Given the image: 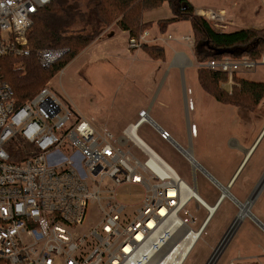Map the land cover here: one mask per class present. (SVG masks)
<instances>
[{
    "label": "built area",
    "instance_id": "obj_1",
    "mask_svg": "<svg viewBox=\"0 0 264 264\" xmlns=\"http://www.w3.org/2000/svg\"><path fill=\"white\" fill-rule=\"evenodd\" d=\"M50 2L0 0V59L31 55L26 34L33 16ZM218 14L201 9L195 13L206 20ZM148 40L145 31L137 40L129 38L127 46L140 49ZM66 51L48 48L34 54L47 69ZM255 65L248 58L224 57L199 67L227 73L222 86L230 92L233 73ZM145 115L138 113L135 123L114 136L105 128L96 129L47 86L17 104L0 75V264H158L165 254L155 261L153 257L172 238L166 254L174 244L179 247L184 228L189 235L201 234L202 224L195 231L189 227L195 218L187 206L197 199L183 190L192 187L135 141L131 129L137 133L141 124L151 123ZM156 131L161 140L171 139L160 127ZM123 184L143 191L132 212L116 201V188ZM94 209L98 221L83 228Z\"/></svg>",
    "mask_w": 264,
    "mask_h": 264
},
{
    "label": "rangeland",
    "instance_id": "obj_2",
    "mask_svg": "<svg viewBox=\"0 0 264 264\" xmlns=\"http://www.w3.org/2000/svg\"><path fill=\"white\" fill-rule=\"evenodd\" d=\"M189 1L202 6V11L211 10L207 6L215 4L221 7V10L214 11L222 13L217 19L207 20L215 31L232 32L246 28L260 31L264 28V0ZM86 3L87 0H67L68 5L83 11L82 16L89 9ZM169 16L166 4L142 16L143 21L152 22L147 29L151 36L146 45L162 46V61L151 59L142 49H129L126 36L118 35L98 43L89 59L87 47L90 45L85 47L45 86L96 129L105 128L114 136L120 135L126 125L135 123L138 113L146 111L151 123L138 127V137L165 160L186 185L195 188L207 205H212L226 191L222 192L221 186L207 178L202 169L215 170V177L225 186L223 177L231 179L237 164L245 161L229 189L236 201L228 197L222 199L182 264H207L211 256L210 264H241L238 263H244V258L239 260L241 256L252 255L260 256L262 259L259 261L264 262V191L252 201L242 218L238 216L239 208L235 203L241 199L243 202L251 201L248 193L264 177V132L259 137L264 128V96L257 107L248 112L219 104L211 98L197 82L196 71L202 64L194 57L193 42L185 44L188 39L193 40L190 22H175L160 31L157 21ZM71 29L86 35L92 30V24L76 22ZM115 31L118 33L116 28ZM176 54L190 61L185 59L183 64L175 65ZM255 63L254 67L247 70L239 68L236 73L246 80L264 81V57ZM193 106L196 118L190 114ZM195 119L198 120L196 128ZM162 122L165 123L162 130L171 137L168 141L161 140L156 131ZM187 137L199 147L196 151L193 146V156L200 168H192L188 159L175 147L177 143L191 153ZM132 152L137 153L133 147ZM142 196V188L138 185L123 184L116 188V201L126 206L128 212L137 208ZM187 210L195 218L194 224L189 226L195 231L207 218L208 211L193 200ZM89 216L83 226L85 229L98 221L97 209L92 210ZM236 219L237 230L232 235V242L240 253L236 250L232 253V248L227 253L225 247L221 250L220 242Z\"/></svg>",
    "mask_w": 264,
    "mask_h": 264
},
{
    "label": "trees",
    "instance_id": "obj_3",
    "mask_svg": "<svg viewBox=\"0 0 264 264\" xmlns=\"http://www.w3.org/2000/svg\"><path fill=\"white\" fill-rule=\"evenodd\" d=\"M166 4L170 16L158 22V29L164 30L175 22H190L193 31V53L199 64L224 57L240 60L248 58L257 62L264 57V28L236 29L232 32L212 30L205 18L195 15L194 7L188 0H87L88 11L68 5L67 0H51L33 16L32 25L27 32L28 49L31 55L20 60L5 57L0 59V75L10 85L11 92L21 105L31 99L50 79L68 65L76 54L85 49L102 34L104 29L116 24L136 40L151 27L152 22L143 21L147 11L159 9ZM77 23L92 24L89 34L71 29ZM66 49L61 59L47 69L37 63V50ZM140 49L155 61L164 59L163 47L142 44ZM199 87L219 104H226L239 110L253 111L264 96V82H256L232 75L233 87L226 91L222 84L228 74L214 72L208 68H198ZM255 264V263H253Z\"/></svg>",
    "mask_w": 264,
    "mask_h": 264
},
{
    "label": "crops",
    "instance_id": "obj_4",
    "mask_svg": "<svg viewBox=\"0 0 264 264\" xmlns=\"http://www.w3.org/2000/svg\"><path fill=\"white\" fill-rule=\"evenodd\" d=\"M188 2H190L191 4H192V6L194 7V12L196 13V11L198 10V9H202L201 7L202 6H200V5H194V3H192L191 1H189L188 0ZM217 6V7H216ZM207 9H211L212 11H217V10H221V7H219L218 6V4H215V6H207ZM115 28L117 29V31H118V33L115 31ZM148 32V31H147ZM150 34V33H149ZM118 35H124V36H126V38H127V42H128V39L130 38L129 37V35H128V32H125V31H122L121 29H119V27H117L116 26V24H113V25H111L110 27H108V28H106V29H104V31L102 32V34L101 35H99V37H97L91 44H90V46H88L87 47V59H89L90 57H91V54H92V51L96 48V45L98 44V43H100V42H102V41H104V40H107V39H111V38H116ZM150 36H151V34H150ZM126 46H127V44H126ZM128 47V46H127ZM128 49V48H127ZM128 51V50H127ZM176 56V63H175V65L176 64H183L184 63V61H185V59H187V57L185 58V59H183L182 58V55H178V54H176L175 55ZM174 58V57H173ZM182 58V59H181ZM188 61H190L189 59H187ZM236 75L238 76V77H240L239 75H238V73H236ZM253 81V80H252ZM256 82H259V81H256ZM264 82V81H263ZM194 105V104H193ZM163 106H164V104H163ZM148 108H146L145 110H147ZM151 110V109H150ZM196 109L194 108V106H193V108L191 109V112H190V114H192L193 115V117H195L196 118ZM149 114V113H148ZM137 115V114H136ZM191 115V116H192ZM153 121V120H152ZM153 123H155L156 124V122H154L153 121ZM198 124V120L197 119H195V121H194V126H195V128H196V125ZM157 125V124H156ZM159 126H161V129H162V127H164V125H165V123L164 122H162L161 124L159 123L158 124ZM127 126V125H126ZM195 130V129H194ZM263 132H264V128H263V131L260 133V135H259V137L263 134ZM195 133H197L196 132V130H195ZM198 134V133H197ZM258 137V138H259ZM257 138V139H258ZM191 140V141H190ZM189 140V138L187 137V144H188V147H190L191 146V153H189V151H188V154L191 156V158L188 160L189 161V164H191V166H192V168H193V166H195V167H198V168H200L199 167V165H197V162H198V160L196 159H194V156L193 155H195V151H194V149L196 150V151H198V149H199V147H198V145H197V147L195 146V144H193L194 142L192 141V139H190ZM190 142H191V144H190ZM197 144V143H196ZM176 145H178L177 143H176ZM193 146H195L194 147V149H193ZM250 150V149H249ZM249 153V151H247V153H246V155ZM193 158V159H192ZM207 158V157H206ZM196 162V163H195ZM243 162V161H242ZM242 162L241 163H238L237 164V167H236V170L239 168V166L242 164ZM199 163V162H198ZM212 169V168H211ZM191 170V169H190ZM235 170V172H234V174H233V176L236 174V171ZM202 171H204V173H205V175L207 176V178H209L210 180H214L215 182H216V184L218 185V186H221V188L223 189L224 187H226V185L229 183V181L232 179H229V180H225V177H223V181H225V186H224V184L222 183H220L217 179V177H215L216 176V174H217V172H215V170H213V171H205V170H203L202 169ZM238 175H239V173H238ZM237 175V176H238ZM193 176V175H192ZM232 176V177H233ZM236 176V177H237ZM236 180V179H235ZM234 180V181H235ZM234 181H233V183H234ZM195 181H193V183H194ZM232 183V184H233ZM194 185V184H193ZM263 186L261 187V190H259L256 194H255V196L253 197V199L255 200V198L257 197V196H259L260 194H262V192L264 191V180H263V184H262ZM193 188V187H192ZM220 188V190L222 191V189ZM231 188V187H230ZM229 188V189H230ZM193 189H195V188H193ZM219 189V188H218ZM219 190V191H220ZM195 192H196V194L198 195V193H197V190L195 189ZM244 193L245 192H243V195H244ZM229 194H230V192H229ZM231 195V194H230ZM238 195H240V197H243V195L242 194H238ZM220 196V195H219ZM198 197H199V195H198ZM231 197H232V199H230L229 197V199L230 200H234V198H233V195H231ZM200 198V197H199ZM245 198V197H244ZM218 199V198H217ZM217 199H215L216 200V202H217ZM239 200H240V198H239ZM254 200H253V202H254ZM201 201H203V200H201ZM234 201H236V200H234ZM205 202V201H204ZM216 202H214L212 205H209V206H214L215 204H216ZM238 203H242L243 201H242V199L240 200V201H237ZM237 202H235L236 204H237ZM246 202V201H245ZM252 202V203H253ZM206 203V202H205ZM244 203V202H243ZM252 205V204H251ZM251 205H250V207H251ZM249 207V208H250ZM249 208H248V211H249ZM239 212H240V210H239ZM205 221V220H204ZM259 223V222H258ZM203 224V223H202ZM260 224V223H259ZM200 226V225H199ZM258 226H260V227H262V225H258ZM233 229L234 228H232V231H233ZM262 229H263V231H264V227H262ZM236 230H237V226H236ZM236 230L234 231V233L236 232ZM227 244H226V246H225V251L228 253H230L231 252V248H232V253H234V251L236 250V251H238L237 253L239 254L240 253V251L239 250H237L236 248L237 247H234L233 246V242H232V237L226 242ZM233 246V247H232ZM238 256V255H237ZM244 258V263H242V262H238V263H241V264H253V263H257V264H264V262H261V261H259V260H261L262 258L260 257V256H254V255H252V256H247V257H240V259L239 260H242Z\"/></svg>",
    "mask_w": 264,
    "mask_h": 264
},
{
    "label": "bare ground",
    "instance_id": "obj_5",
    "mask_svg": "<svg viewBox=\"0 0 264 264\" xmlns=\"http://www.w3.org/2000/svg\"><path fill=\"white\" fill-rule=\"evenodd\" d=\"M182 59V58H181ZM144 117V120H147L149 122H151L148 117L143 116ZM131 132L133 133V136L135 137V141H137V143H139L140 145H143V146H146L148 147L147 145H145V143L138 137L137 133L133 130V128L131 129ZM149 148V147H148ZM152 152H154L151 148H149ZM187 152V151H186ZM155 153V152H154ZM156 154V153H155ZM157 155V154H156ZM191 158V156L188 154V160ZM193 159V158H192ZM168 165V164H167ZM169 166V165H168ZM218 186V185H216ZM184 189V188H183ZM222 189V188H221ZM226 191L225 187L222 189V192ZM183 193L186 195V196H192V197H195L197 200V203H199L200 205L204 206L207 211L209 212V210L211 211L213 206H209L207 205L204 201H201L202 199L198 197V195L196 194L195 190L193 188H186V191L183 190ZM226 193V192H224ZM222 194V193H221ZM220 194V195H221ZM248 211V208H244L241 212V218L242 216H245L246 213ZM240 217V216H239ZM183 229V228H181ZM179 229V230H181ZM182 234L179 238V247L177 245L174 244V247L172 248V250L170 251V253L166 254V249L171 246V241L173 243L174 239L172 238L171 241L169 240L167 242V245H166V248L163 249L161 251V248L159 250V253H157L155 255V257H153V261H155V258H157L159 256L160 258V255L162 254H165L161 257V260H160V264H178L181 259H182V256L185 255L188 251H190L191 247H193L192 245H194V241L198 238V232H193L191 233L190 235L187 234V230H185V228L181 231ZM198 235V236H197ZM167 241V240H166ZM190 249V250H189ZM161 251V252H160ZM217 253V252H216ZM158 263V264H159Z\"/></svg>",
    "mask_w": 264,
    "mask_h": 264
},
{
    "label": "water",
    "instance_id": "obj_6",
    "mask_svg": "<svg viewBox=\"0 0 264 264\" xmlns=\"http://www.w3.org/2000/svg\"><path fill=\"white\" fill-rule=\"evenodd\" d=\"M174 145H175V144H174ZM175 147L177 148V150H179V151L185 156V158L188 159V153H187L186 151H184V150L180 147V145H175ZM245 160H246V159H245ZM244 162H245V161H243L242 164H243ZM242 164H241V165L239 166V168L236 170V171H237L236 174L232 177V179H231V180L229 181V183L226 185V187H225V189H226V193H222V194L218 197L217 202H216V204L213 206L212 210H211V211L209 210L207 218L205 219V221L203 222V224H202L201 227H200V233L204 230V229H203L204 226L207 224V222H208L209 219L211 218V216H212V214L214 213V211H215V210L217 209V207L221 204L222 199L225 198V197H229L230 199H232L231 195L229 194V188L231 187L233 181L236 179V176L238 175L239 170H240ZM262 179H264V177H263ZM212 182H213L215 185H217L216 182H215L214 180H212ZM254 196H255V195H254ZM253 200H254V199H253V197H252V198H251V201L247 200V201L244 202V203H238V202H237L236 205L238 206V208H239V210H240V212H238V216H241V215H242L241 212H242V210H243L244 208H249V207H250V205H251V203H252ZM236 222H237V219L234 220L233 225L229 228V230H228V231L225 233V235L223 236V239H222L221 242H220V243L222 244L221 250H223V248H224L225 245L227 244L226 242H227V241L232 237V235L234 234V231L236 230V226H237V225H236ZM256 223H257V222H256ZM232 228H234L233 231H232ZM224 238H225V240H224ZM221 250H220V252H221ZM211 258H212V256H211ZM211 258H210V260L208 261L207 264H210V262H211ZM213 263H214V262H213Z\"/></svg>",
    "mask_w": 264,
    "mask_h": 264
},
{
    "label": "flooded vegetation",
    "instance_id": "obj_7",
    "mask_svg": "<svg viewBox=\"0 0 264 264\" xmlns=\"http://www.w3.org/2000/svg\"><path fill=\"white\" fill-rule=\"evenodd\" d=\"M263 180L261 179L254 187H252V189L250 190V192L248 193V198H252L254 197V195L261 190V187L263 186ZM234 222V221H233ZM233 222L231 223V225L229 226V228L233 225Z\"/></svg>",
    "mask_w": 264,
    "mask_h": 264
}]
</instances>
